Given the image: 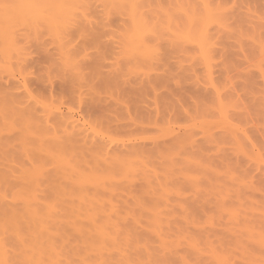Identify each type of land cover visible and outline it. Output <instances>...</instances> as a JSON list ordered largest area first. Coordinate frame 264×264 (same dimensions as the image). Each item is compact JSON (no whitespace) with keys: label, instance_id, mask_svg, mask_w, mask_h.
<instances>
[{"label":"rangeland","instance_id":"1","mask_svg":"<svg viewBox=\"0 0 264 264\" xmlns=\"http://www.w3.org/2000/svg\"><path fill=\"white\" fill-rule=\"evenodd\" d=\"M137 4L141 12L145 10L144 16L152 18L150 25L157 23L145 36L153 55L148 62L142 55L145 50L130 45L131 10L101 0H84L77 6L65 32L55 34L44 22L39 27L20 25L22 29H15L13 35L16 46H24L19 52L23 58L18 52L9 60L0 54V245L8 255L5 263L1 247L0 264H71L73 259V264H111L112 256V264H139L141 259L140 264H199L200 260L202 264H264V234L254 237L247 231L249 226L256 234L264 233V0H137ZM209 4L216 9L215 19H224L215 21L210 10L215 22L209 24L207 17L202 25L213 33L205 29L209 33L203 35L192 24L197 23L195 12L206 17L202 10ZM187 13H194L191 27ZM169 17L173 21L168 22ZM187 23L194 34L207 39L203 43L210 56L207 67L199 37L195 45L194 34L189 35L191 42L184 37ZM168 26L172 33L186 28L178 33H184L181 38L186 41L174 37L177 31L172 34ZM0 41L4 42L1 37ZM220 100L225 103V117L220 114ZM73 116L80 120L75 122L78 127L71 123ZM121 159L131 160L140 170L122 171ZM141 163L148 168H141ZM94 173L104 176L105 188L81 187L80 176ZM151 207L162 213L164 229L156 219L158 224L151 223ZM115 234L119 246L118 241L113 244ZM196 234V242L198 235H205L202 243L197 242L202 249L189 243ZM169 240L172 245H164ZM9 241L17 243H9L7 249ZM208 246H217L215 252L222 253L217 255ZM54 247L58 252L64 248L67 253L61 255L66 258L54 254L52 258ZM72 249L79 250L77 257ZM17 254L20 262L14 260Z\"/></svg>","mask_w":264,"mask_h":264},{"label":"bare ground","instance_id":"2","mask_svg":"<svg viewBox=\"0 0 264 264\" xmlns=\"http://www.w3.org/2000/svg\"><path fill=\"white\" fill-rule=\"evenodd\" d=\"M101 1H103L107 6L109 5V6H116V7H118V8H121V7H125L127 10H128V12L130 13V11H129V9L131 10V15H130V18H131V20H130V24H132V33H131V35H130V37H129V39H130V45L132 46V48L133 49H135L136 48V50L137 49H139V48H141V49H143V51L144 52H142V55H146L145 57V59L144 60H147V58H152L151 56H153L152 55V52H150L151 51V49L149 48L150 46H149V44H148V47H147V44H146V41H145V36H146V34L148 33V32H151L152 30H151V25L153 26V25H156L155 24V22L156 21H154V24H151L150 25V16H149V19L147 18L148 16H147V14H146V16H144V14H143V11H145V10H142V12H141V6L139 7L138 6V4H137V0H101ZM83 2H84V0H0V37H1V40L2 41H4L5 42V44H6V46L5 47H3V46H1V50H0V54L2 55V57L5 59H7V60H9L10 58H12V56H14V55H16V54H14L13 55V53H17L18 52V56L20 55V57L22 56V58H23V55L22 54H20L19 52L21 51L22 53H23V51L22 50H20V47L22 46V48H24V46L23 45H21L20 46V44H18V46H16V44H15V40H14V38H15V36L13 35V32H14V30L15 29H22L21 27H20V25H33V24H35V23H37V24H35V25H33V26H35L36 27V25L39 27V23L41 24L42 22H44L45 24H47V25H49L48 27H50V28H52V29H54L55 31V34H58V32L60 33V31L61 30H63L64 31V29H65V27H67V25L69 24V22L71 23V21L74 19L73 18V16H75L74 15V13H75V9L77 8V6H80L81 4H83ZM203 2V1H202ZM139 3V2H138ZM205 2H203V4H204ZM210 3V2H209ZM212 3V2H211ZM179 4V3H178ZM182 4V3H181ZM191 4V3H190ZM203 4H200L199 6H201V8H202V5ZM207 4H208V2H207ZM143 5H144V3H143ZM142 5V6H143ZM185 5H186V3H185ZM210 5V4H209ZM191 6H193V5H191ZM190 6V7H191ZM205 6H206V4H205ZM204 6V7H205ZM128 7V8H127ZM209 7V6H208ZM211 7V8H210ZM210 9L209 8H206L204 11L202 10V12H206V17H204L203 16V14L201 15L202 16V18H197V16H200V14H198L197 12H195V17H196V20L195 19H193L195 22L197 21V23H198V25H197V23L195 24H192V27L195 25L196 27L198 26V28L201 30V32L203 33V35H205V33H209L208 31L210 30V32H212V28L211 29H206V28H208L207 26H206V24H204V25H202V23L204 22L205 23V21L207 20L208 21V19H205V18H209V21H208V23L210 24L211 22H212V20H211V18H212V15H211V11L212 12H215V13H212L213 14V18L215 19V15H216V9H215V11H213V10H211V9H213V7L210 5ZM110 8V7H109ZM125 8H123V9H125ZM141 8V9H140ZM182 10H184V8L181 6L180 7ZM196 8V7H195ZM200 8V9H201ZM218 8V7H217ZM193 9V8H192ZM191 9V10H192ZM196 9H198V12H201V11H199L200 9L197 7ZM204 9V8H203ZM190 10V9H189ZM211 10V11H210ZM222 10V9H221ZM193 11V10H192ZM192 11H191V13H192ZM223 11V10H222ZM222 11H220V12H222ZM170 13H172V12H170ZM184 13V12H183ZM191 13H187V14H189L190 15V17L189 18H191V21L190 22H188L189 20H188V18L186 19L187 20V22L190 24L189 26L191 27V23L193 22V20H192V18L193 17H191V16H193L194 15V13H193V15H191ZM176 14V13H175ZM186 14V15H187ZM197 14V15H196ZM220 13L218 12L217 13V15H219ZM224 14V16H226V18H227V15H225L226 13L224 12L223 13ZM211 16V18H210V16ZM167 16V15H166ZM169 16V15H168ZM167 16V17H168ZM182 16V15H181ZM179 17V18H181V20L182 21H185L184 19L185 18H182L183 16H185V15H183L182 17ZM200 16V17H201ZM220 16V15H219ZM171 17V16H170ZM168 18L167 20H168V22L170 21L169 19H171V18ZM187 17H188V15H187ZM204 17V18H203ZM76 18H77V16H76ZM75 18V19H76ZM174 18V17H173ZM152 19V18H151ZM175 19H177V18H175ZM201 20L202 22H198V20ZM216 19H218L219 21L221 20V18L219 19V17H217L216 16ZM216 19H215V21H216ZM224 19V17L222 18V20ZM150 20V21H149ZM179 20V19H178ZM217 20V21H218ZM222 20L219 22V23H221L222 22ZM74 21V20H73ZM73 21H72V23H73ZM153 21V20H152ZM171 21H173L172 19H171ZM170 21V22H171ZM181 21V22H182ZM214 21V20H213ZM214 21V22H215ZM227 21V20H226ZM77 22V21H76ZM167 22V23H168ZM188 23H187V29H189L188 28ZM202 25V26H204L203 28L204 29H202V27L200 26V24ZM43 24V23H42ZM45 24H44V26H45ZM75 24V23H74ZM172 24H173V22H172ZM224 24V23H223ZM222 24V25H223ZM19 25V27H16V26H18ZM71 24H69V26H70ZM208 25V24H207ZM214 25V24H213ZM72 26V25H71ZM174 26V25H173ZM181 26H182V24H181ZM201 28H200V27ZM224 26V25H223ZM223 26H222V28H223ZM15 27V28H14ZM23 27V26H22ZM34 27V28H35ZM47 27V26H46ZM156 27V26H155ZM155 27H153V28H155ZM157 27H158V25H157ZM209 27H211V26H209ZM215 27V26H214ZM29 28H30V26H29ZM167 28H169L170 29V27L168 26ZM177 28V27H176ZM181 28V27H180ZM193 28H195V27H193ZM216 28V27H215ZM51 29V30H52ZM157 29V28H156ZM155 29V30H156ZM159 29V28H158ZM182 29H184V31H185V29L186 28H181V29H178L177 28V30L176 29H174L175 31H177V34L176 35H174V37L175 36H178V38L180 37H182V36H184L185 34L187 35H185L184 37L186 38L187 37V39L189 40V42H191L192 40H193V38L192 37H190L189 35H191V33H192V36H193V34L195 33V31L196 30H194V29H189V31H190V33H189V31L188 30H186V32H185V34L183 35V34H181V32H183V30ZM196 29V28H195ZM205 29L206 30H208V31H206L205 32ZM67 30V29H66ZM65 30V31H66ZM168 30V29H167ZM171 30V29H170ZM169 30V31H170ZM173 30V33L175 34L176 32ZM179 30L181 31L180 32V36L178 35V33H179ZM203 30V31H202ZM21 31V30H20ZM50 31V30H49ZM53 31V30H52ZM64 31V32H65ZM16 32V31H15ZM54 32H53V34H54ZM159 32V31H158ZM171 33H172V30L170 31ZM200 32V31H199ZM205 32V33H204ZM20 32H18V34H19ZM172 33V34H173ZM213 33V32H212ZM17 34V33H16ZM55 34H54V36H55ZM148 34H151V33H148ZM155 34V33H154ZM172 34H170V35H172ZM20 35H21V33H20ZM182 35V36H181ZM214 35V34H213ZM151 36V35H150ZM196 36V37H195ZM206 36H207V34H206ZM212 36V35H211ZM17 37H18V35H17ZM56 37L57 38H59V37H61V36H57L56 35ZM173 36H172V38H174ZM183 37V38H184ZM188 37H190V39L188 38ZM194 37L196 38V39H194V45H195V42H197L196 40H197V37H199L198 36V34L196 33V34H194ZM201 37V36H200ZM198 38V42L197 43H199V42H202V43H199L200 44V46L199 47H201V48H203L202 49V51H200V52H202V53H204L205 54V56L207 55V53H208V45L207 44H203V43H205L206 41H207V39H206V41L204 40H202L201 38ZM146 38H147V36H146ZM150 38V37H149ZM149 38H148V40H149ZM191 38H192V40H191ZM205 38V37H204ZM16 39V38H15ZM126 39V38H125ZM182 39V38H181ZM17 40H18V38H17ZM174 40V39H173ZM180 40V39H179ZM178 40V41H179ZM182 40H185V39H182ZM187 40V41H188ZM191 40V41H190ZM210 40V39H209ZM125 41V40H124ZM129 41V40H128ZM186 41V40H185ZM4 42H1L0 41V43L2 44V43H4ZM152 42V41H151ZM192 42V43H193ZM17 43V42H16ZM133 43V44H132ZM136 43V44H135ZM138 43V44H137ZM148 43V42H147ZM177 43V42H176ZM179 44H180V42H178ZM184 43V42H183ZM196 43V44H197ZM209 43V42H208ZM0 44V45H1ZM5 44H3V45H5ZM125 45V44H124ZM139 45H141V47L139 46ZM153 45V44H152ZM207 45V46H206ZM211 45H213V44H210V46ZM61 46V45H60ZM142 46H143V48H142ZM154 46V45H153ZM125 47H127V44H126V46ZM212 47V46H211ZM211 47H209V48H211ZM18 48H19V50H18ZM62 48V47H61ZM148 50H147V49ZM157 48V47H156ZM207 48V49H206ZM63 49V48H62ZM126 49V48H125ZM128 49L129 48H127L126 50L128 51ZM196 49H197V46H196ZM200 49V48H199ZM14 50V51H13ZM140 50V49H139ZM152 50H155V49H152ZM62 51V50H61ZM147 51H149V52H147ZM158 51V50H157ZM198 51V50H197ZM214 51V50H213ZM24 52H25V50H24ZM129 52V51H128ZM133 52V51H132ZM136 52H138V51H136ZM145 52H146V54H145ZM199 52V51H198ZM199 52V53H200ZM206 52V53H205ZM135 53V52H134ZM201 53V58H204V56H202L203 54ZM214 53V52H213ZM26 54V53H25ZM24 54V55H25ZM138 54H139V52H138ZM211 54H212V52H211ZM131 55V54H130ZM149 55V56H148ZM68 56V55H67ZM148 56V57H147ZM25 57V56H24ZM131 57H132V55H131ZM130 57V58H131ZM207 57H210V56H206L205 57V63L207 62L208 63V61H206V60H209V58H207ZM18 58V60H19V57H17ZM17 58H16V60H17ZM140 58V57H139ZM149 58V59H150ZM207 58V59H206ZM136 59V58H135ZM24 60V59H23ZM142 60V59H141ZM22 61V60H21ZM20 61V62H21ZM150 61V60H149ZM11 62V61H10ZM147 62H148V60H147ZM206 63V64H207ZM207 66H209L208 64L206 65V67ZM11 67V66H10ZM0 68H1V66H0ZM208 68H210V67H208ZM207 68V69H208ZM212 79V78H211ZM26 84V83H25ZM215 85V84H214ZM24 86H26V85H24ZM216 86V85H215ZM217 90V87L215 88L214 87V90ZM216 92H219V90L218 91H216ZM219 94V93H218ZM217 95V94H216ZM219 95H221V94H219ZM218 95V97H220ZM219 100V99H218ZM221 101V100H220ZM219 102V101H218ZM222 102V101H221ZM220 103H218V105H219ZM225 103H221L220 105H219V107H221L219 110H221L220 111V114L223 116V117H225L224 115H226L227 116V114L226 113H224L223 112V110H225L226 111V109H224L222 106L224 105ZM225 106H227V105H225ZM228 106H229V104H228ZM231 106V105H230ZM223 108V109H222ZM228 109V108H227ZM223 112V113H222ZM70 117H71V115H70ZM73 118H74V116L70 119V120H73ZM49 119V118H48ZM75 120H73L74 122H72L71 121V123L72 124H75V127L77 126L78 127V124H76L75 122H79L80 120L78 119H76V118H74ZM223 119H227V117L226 118H223ZM70 120H69V123H70ZM49 121V120H48ZM226 122H227V120H226ZM70 123V124H71ZM49 124V123H48ZM47 124V125H48ZM71 124V125H72ZM85 124V123H84ZM70 126V125H69ZM73 126V125H72ZM38 127V126H37ZM75 127H71V128H75ZM27 128H28V126H27ZM26 128V129H27ZM29 129V128H28ZM88 129V128H87ZM66 130V129H65ZM67 130H68V128H67ZM43 131V130H42ZM47 131V130H46ZM89 131V130H88ZM87 131V132H88ZM73 131H72V129H71V132L69 131V133H71V135H73L74 134V132L72 133ZM42 133V132H41ZM40 133V134H41ZM68 132H67V134H68V136L70 135ZM87 134H89V133H87ZM91 134V133H90ZM48 135V134H47ZM70 135V136H71ZM91 136H92V134H91ZM45 136H43V138H44ZM86 137V136H85ZM45 138H47V136L45 137ZM102 143H103V141H101ZM92 144V143H91ZM106 144H107V142H106ZM99 145V144H98ZM92 146H93V144H92ZM107 147H108V145H106ZM97 147H99V146H97ZM106 150V149H105ZM108 151V150H107ZM110 151V150H109ZM95 152V151H94ZM103 153V152H102ZM107 153H109V152H105L104 154H107ZM93 154V153H92ZM111 153H109V155H110ZM117 156V155H116ZM115 156V157H116ZM105 157L107 158L108 157V155H105ZM105 157H104V159H105ZM117 157H119V155L117 156ZM95 158V157H94ZM108 158H110V157H108ZM114 158V157H113ZM112 158V159H113ZM103 159V158H102ZM117 159V158H116ZM119 159L120 158H118L117 159V161H119ZM63 160V159H62ZM100 160V159H99ZM106 160V159H105ZM126 161H128V160H126ZM125 161V159L123 160V159H121V166H123V170L122 171H126V172H132L133 174H135L136 172L135 171H137V170H140L139 168H136V167H134L135 165V163H130L131 162V160H130V162L128 161V162H126ZM105 162V161H104ZM108 162H110V161H108ZM116 162V161H115ZM143 164H146L145 162H143ZM145 167H147L148 168V166L147 165H145ZM145 167H142V163H141V168H145ZM71 169L72 170H74L75 172H77L78 170L75 168V166H73V167H71ZM121 169H122V167H121ZM137 169V170H136ZM34 170V169H33ZM36 170V169H35ZM144 170V169H143ZM149 170V169H148ZM148 170H146V171H148ZM124 171V172H125ZM95 172V171H94ZM123 172V173H124ZM150 171H148V180L150 179V173H149ZM32 173V172H31ZM37 173H39V172H37ZM36 173V174H37ZM102 173V172H101ZM130 173H128V174H126V175H130ZM40 175H41V173H39ZM95 174V173H94ZM145 174H147V173H145ZM144 174V175H145ZM77 175H78V173H77ZM86 175V174H85ZM98 175H100V174H98ZM123 175V174H122ZM125 175V174H124ZM36 176V175H35ZM39 176V175H38ZM90 176H92V175H90ZM89 175H88V177L87 176H85V177H83V176H80V179H79V184H80V186L83 184H87L88 186H91L92 187V185H93V187L94 186H96V188H105V187H103L104 185L102 184L103 182L102 181H104V176L102 177V174L100 175V176H97L96 174H95V176H92V177H90ZM112 176V175H111ZM146 177H147V175H146ZM155 177H157V176H155ZM159 177V176H158ZM157 177V178H158ZM30 178H33V177H31L30 176ZM106 178V177H105ZM38 179H40V178H38ZM78 179V178H77ZM235 179V178H234ZM32 180V179H31ZM107 180V179H106ZM113 180V179H112ZM151 180V179H150ZM39 181V180H38ZM152 181V180H151ZM150 181V182H151ZM31 182V181H30ZM34 183V182H33ZM38 183H40V181L38 182ZM105 183V182H104ZM107 183V182H106ZM91 184V185H90ZM110 184H111V182H110ZM114 184V183H113ZM161 184H163L162 186L164 187L163 189H166V190H169V187H168V185L166 186V184H165V186H164V183H161ZM168 184V183H167ZM36 185V184H35ZM34 185V186H35ZM82 185V186H83ZM103 185V186H102ZM116 185H118V184H116ZM33 186V185H32ZM39 186V185H38ZM81 186V187H82ZM86 186V185H85ZM109 186V185H108ZM114 186H115V184H114ZM121 186V185H120ZM36 187V186H35ZM92 187V188H93ZM118 187V186H117ZM165 187H167V188H165ZM95 188V189H96ZM106 188H109V187H106ZM110 188H111V186H110ZM113 188V187H112ZM30 189V188H29ZM115 189H116V186H115ZM172 189V188H171ZM170 189V190H171ZM111 190V189H110ZM29 191V190H28ZM28 191H26V192H28ZM32 191V190H31ZM101 191V190H100ZM115 191V190H114ZM105 192V191H104ZM111 192V191H110ZM25 193V192H24ZM30 193V192H29ZM166 193V192H165ZM2 194V193H1ZM5 194V193H4ZM19 194V193H18ZM34 195V194H33ZM2 196V195H1ZM23 196H25V195H23ZM4 197V196H3ZM2 197V198H3ZM8 197V196H7ZM19 197H21V196H19ZM98 197V196H97ZM26 198V197H25ZM94 199V198H93ZM99 199V198H98ZM101 199H102V197H101ZM26 200V199H25ZM103 200V199H102ZM31 201V200H30ZM46 201V200H45ZM33 202V201H32ZM100 202H101V200H100ZM105 202V201H104ZM106 203V202H105ZM38 204V203H37ZM101 204V203H100ZM114 206V205H113ZM112 207V206H111ZM51 208V207H50ZM95 208V207H94ZM154 207H151V208H149V210L151 211V209L153 210L152 211V213H154V214H151V216L153 215V217H151V218H153L152 219V222L151 223H153V224H158L159 223V226L161 227V229H164L163 227H164V225H162L163 223H161V221H162V219L164 218V217H162L163 215H162V213L161 212H159V214H158V212L156 211V210H158L156 207V209L154 208ZM113 209V208H112ZM28 210V209H27ZM52 210V209H51ZM56 210V209H55ZM116 210V209H115ZM114 210V211H115ZM50 211V210H49ZM234 211V210H233ZM32 212V211H31ZM104 212V211H103ZM117 212V211H116ZM156 213V214H155ZM161 213V214H160ZM231 213H232V210H231ZM230 213V214H231ZM50 214V213H49ZM105 214V213H104ZM108 214H111L110 212H109V210H108ZM235 214H237V213H235ZM31 215V214H30ZM118 215V214H117ZM114 216V215H113ZM159 216H161L162 217V219H161V217H159ZM234 216V215H233ZM237 216H238V214H237ZM236 216V217H237ZM37 217V216H36ZM111 217H112V215H111ZM159 217V218H158ZM39 218V217H38ZM49 218V217H48ZM113 218V217H112ZM235 218V217H234ZM237 218H239V217H237ZM236 218V219H237ZM36 219V218H35ZM117 219V218H116ZM157 220V222H156V220ZM161 219V220H160ZM41 220V219H40ZM137 220V219H136ZM153 220H155L154 222H153ZM34 221V220H33ZM46 221V220H45ZM120 221V220H119ZM39 222V221H38ZM33 223V222H32ZM53 223V222H52ZM58 223V222H57ZM117 223H118V221H117ZM120 223V222H119ZM150 223V225L152 226V224ZM161 223V224H160ZM35 224V223H34ZM33 224V225H34ZM40 224H41V226H42V223L40 222ZM115 224V223H114ZM34 226H36V225H34ZM44 226V225H43ZM163 226V227H162ZM44 227H46V225L44 226ZM153 227H156L157 229H158V226L156 225H154ZM247 227V226H246ZM246 227H242V229L244 228H246ZM248 228H249V226H248ZM247 228V231L248 230H250V232L252 233H255L256 234V231H252L254 228H252V230H251V227L248 229ZM37 229V228H36ZM51 229V228H50ZM122 229V228H121ZM155 229V228H154ZM241 229V230H242ZM48 230H49V228H48ZM47 230V231H48ZM240 230V231H241ZM254 230H256V229H254ZM43 231V230H42ZM103 231V228L101 229V231H99V232H102ZM120 231V230H119ZM243 231V230H242ZM245 232H247L246 231V229L244 230ZM2 232V231H1ZM0 232V233H1ZM45 232V231H44ZM112 232H114V231H112ZM125 232H128V230L127 231H125ZM154 232V231H153ZM160 232V231H159ZM257 232H259L258 234H253V236L254 237H257V236H261L262 237V234H264V233H262V231H257ZM264 232V231H263ZM4 233V232H3ZM104 233V232H103ZM116 233H118V231L116 232ZM120 233H122V231L120 232ZM130 233V232H129ZM155 233V232H154ZM249 233V232H248ZM102 234V233H101ZM156 234V233H155ZM260 234V235H259ZM3 235V234H2ZM18 235V234H17ZM105 235V237H106V235H107V237L109 236V238H110V234H103V236ZM124 234H122V236H123ZM135 235V234H134ZM162 235V234H161ZM99 236H100V234H99ZM138 236V235H137ZM158 236V235H157ZM188 236V235H187ZM190 236V235H189ZM198 236H202V235H198ZM205 236V235H204ZM204 236H202L203 238H204ZM4 237V236H3ZM62 237V236H61ZM116 237H119V236H116V234L114 235V237L112 238V236H111V238L113 239V240H115V241H113L114 243L113 244H115V242L116 241H118L117 240V238ZM121 237V236H120ZM138 237H140V236H138ZM138 237H136V238H138ZM191 238H190V241H189V243H191V242H193V243H196V245L197 244H199L203 239H202V237L200 238V237H198V241L197 242H199V243H197L195 240H197L196 239V237H197V234L193 237V236H190ZM249 237H250V234H249ZM253 237V238H254ZM261 237L260 238H258L259 240L261 239ZM5 238H7V237H5ZM8 238H10V237H8ZM60 238V237H59ZM209 237H207V239H208ZM251 238V237H250ZM0 239H1V237H0ZM40 239V238H39ZM61 239V238H60ZM101 239V238H100ZM126 239V238H125ZM140 238H138L137 240L140 242V240H139ZM144 239V238H143ZM142 239V240H143ZM200 239H202V240H200ZM257 238H255L254 240H258ZM262 239H264V238H262ZM7 240V239H6ZM5 240V241H6ZM9 240H13V239H9ZM14 240H17V239H14ZM124 240V239H123ZM127 240V239H126ZM132 240V239H131ZM161 240V239H160ZM176 240V239H175ZM174 240V241H175ZM188 240V239H187ZM8 241V240H7ZM54 241V240H53ZM177 241H178V239H177ZM250 241H251V239H250ZM252 241H253V239H252ZM13 242H16V241H12V243ZM57 242V244L58 243H60V241L58 242V241H56ZM97 242H99V241H96L95 243H97ZM104 242V241H103ZM103 242H101L102 243V245H103ZM119 242H120V244H121V241H118V246L120 245L119 244ZM123 242V241H122ZM135 242H136V239H135ZM162 242H165V241H162ZM169 242L171 243V245H172V241H168L167 243L165 242L164 243V245L165 244H169ZM207 242V241H206ZM260 242H262V241H260ZM259 242V244L258 245H260L261 243ZM263 242H264V240H263ZM9 243H10V241L8 242V243H6V247L9 245ZM12 243H10V244H12ZM17 243V242H16ZM45 243V242H44ZM176 243V242H175ZM181 242H179V244L177 243V245H181L180 244ZM202 243V242H201ZM257 243V242H256ZM5 244V243H4ZM23 244V243H22ZM34 244V243H33ZM40 244V243H39ZM38 243H37V245H39ZM48 244V243H47ZM55 244V243H54ZM126 244H127V242H126ZM188 244V243H187ZM207 244H211L210 246H212V243H210V240H208V243ZM263 244V243H262ZM21 245V244H20ZM19 245V246H20ZM32 245V244H31ZM51 245V244H50ZM107 245H109V243L107 244ZM163 245V246H164ZM170 245V246H171ZM173 245H175L174 243H173ZM176 245V246H177ZM189 245V244H188ZM191 245V247L189 246V248H195V250H196V247H193V246H196V245H194L193 244V246H192V244H190ZM11 246V245H10ZM16 245L14 244V246L12 245V247H15ZM48 246V245H47ZM60 246V245H59ZM96 246V245H95ZM104 246H106L105 244H104ZM123 246H127V245H123ZM129 247H130V245H128ZM127 246V247H128ZM146 246V245H145ZM175 246V247H176ZM198 246V245H197ZM204 246H207L206 244L204 245ZM213 246H215V245H213ZM262 245H260V247H261ZM2 247V245H0V248ZM4 247V246H3ZM2 247V248H3ZM5 247V248H6ZM16 247H18V246H16ZM39 247V246H38ZM111 247V245H109V248ZM114 247V246H113ZM112 247V248H113ZM128 247V248H129ZM133 247V246H132ZM166 247H167V245H166ZM172 247V246H171ZM174 247V246H173ZM198 247H200L201 248V246L199 245ZM209 247V246H208ZM217 247V246H216ZM215 247V248H216ZM23 248H24V245H23ZM28 248H29V245H28ZM34 248H35V246H34ZM52 248V247H51ZM67 248V247H66ZM117 248V247H116ZM124 248V247H123ZM126 248V247H125ZM127 248V249H128ZM136 248V247H135ZM163 248V247H162ZM206 248V247H205ZM209 248H211L212 250H213V252H215V248L213 249L212 247H209ZM262 248L264 249V247L262 246ZM7 249H8V247H7ZM22 249V248H21ZM25 249V248H24ZM26 249H27V247H26ZM43 249V248H42ZM54 249L56 250L55 251V253L53 252V253H50L51 255H52V258H53V254L54 255H59V256H56V257H60V255H61V252L62 251H64L63 249L64 248H62V251L60 252H58V248H55L54 247ZM53 249V250H54ZM68 249V248H67ZM129 249H131V248H129ZM202 249V248H201ZM211 249H209V250H211ZM220 249V248H219ZM16 250H17V248H16ZM15 250V251H16ZM38 250V249H37ZM59 250H61V249H59ZM73 250V249H72ZM76 250V249H75ZM100 250V249H99ZM108 250V249H107ZM111 250V249H110ZM113 250H115V249H113ZM122 250V249H121ZM124 250V249H123ZM145 250H147L146 248H145ZM225 250H226V248H225ZM224 250V251H225ZM0 251H2V250H0ZM3 253H1V255L3 254L4 256V258H3V261L5 262V263H7V257L6 256H8V255H5V250H4V248H3ZM10 251V250H9ZM9 251H6V252H9ZM18 251V250H17ZM22 251V250H21ZM29 251H31V250H29ZM27 252V253H29V255H30V252ZM45 251V250H44ZM65 251H66V249H65ZM77 251H79V250H76V251H72L73 252V256H76L75 254H76V252ZM105 251V250H104ZM112 251V250H111ZM126 251V250H125ZM125 251H124V254H125ZM151 251V250H150ZM161 251V250H160ZM171 251V250H170ZM169 251V249H168V252H170ZM197 252L199 251V248L196 250ZM195 251V252H196ZM208 251V250H207ZM207 251H205V249H204V251L203 252H207ZM50 252H52V249H50ZM57 252V253H56ZM75 252V253H74ZM107 252V251H106ZM109 252V251H108ZM116 252V251H115ZM114 252V253H115ZM123 252V251H122ZM163 252H166L164 249H163ZM202 252V251H201ZM217 253H219L220 251L219 250H217L216 251ZM215 252V253H216ZM11 253V252H10ZM21 253H23V252H21ZM20 253V254H21ZM31 253H33L32 251H31ZM59 253V254H58ZM62 253H65V252H62ZM67 253V252H66ZM65 253V254H66ZM69 253V252H68ZM78 253V252H77ZM80 253V252H79ZM83 253H85V251H83ZM82 253V254H83ZM96 253V252H95ZM114 253H112V254H114ZM126 253H128V252H126ZM172 254H173V252H171ZM208 253H210V251H208ZM216 253V254H217ZM220 253H222V252H220ZM14 254H16V253H14ZM39 254V253H38ZM40 254H41V252H40ZM70 254V253H69ZM81 254V255H82ZM105 254V253H104ZM146 254V253H145ZM195 254H197V253H195ZM194 254V255H195ZM200 254V253H199ZM199 254H197V255H199ZM214 254V253H213ZM21 255H23V254H21ZM71 255V254H70ZM70 255H68L67 257V259H69L68 261H70V260H72V258H73V256L71 257ZM79 255V254H78ZM77 255V256H78ZM85 255V254H84ZM114 255H116V253L114 254ZM149 255V254H148ZM148 255H147V258H148ZM215 255V254H214ZM211 256L210 258H212L211 260L212 261H214V258H215V256H217V255H215V256ZM221 255V254H220ZM226 255H227V252H226ZM11 256V255H10ZM9 256V257H10ZM18 254L15 256L14 255V258L15 257H17L18 258ZM41 256V255H40ZM65 256V255H64ZM63 256V257H64ZM70 256V257H69ZM76 256V257H77ZM101 256V255H100ZM105 256H106V254H105ZM117 256V255H116ZM144 256V255H143ZM142 256V257H143ZM146 256V255H145ZM156 256V255H155ZM6 257V258H5ZM11 257H13V255L11 256ZM20 257V256H19ZM25 257V256H24ZM56 257L54 256V258L56 259ZM63 257H62V255H61V258H62V260H63ZM84 257V256H83ZM108 257H109V254H108ZM108 257H107V259H108ZM111 257V256H110ZM120 257H122V256H120ZM214 257V258H213ZM218 257V256H217ZM217 257H216V259L215 260H217ZM220 257H222V256H220ZM224 257H225V253H224ZM228 257V256H227ZM226 257V258H227ZM22 258V257H21ZM20 258V259H21ZM41 258V257H40ZM65 258H66V256H65ZM64 258V259H65ZM71 258V259H70ZM75 258V257H74ZM102 258V257H101ZM115 258V257H114ZM114 258H113V256H112V258L111 259H113V261H114ZM129 258V257H128ZM146 258V257H145ZM150 258V257H149ZM158 258V257H157ZM156 258V259H157ZM164 258V257H163ZM162 258V259H163ZM1 259V258H0ZM11 258H9V262L12 260H10ZM28 259V258H27ZM80 259V258H79ZM86 260H87V258H85ZM111 259H108V261L109 260H111ZM122 260H123V257L121 258ZM120 259V260H121ZM141 259V258H140ZM167 259H168V257H167ZM222 259V258H221ZM230 259V258H229ZM14 260H16V258L14 259ZM19 260V258L17 259V262H20V261H18ZM30 261H31V259H29ZM47 260V259H46ZM45 260V261H46ZM60 260V259H59ZM75 259H73V263L75 262L74 261ZM78 260V259H77ZM76 260V261H77ZM81 260V259H80ZM116 260H118V259H116ZM142 260V259H141ZM141 260H139L140 262H141ZM147 260V259H146ZM145 260V261H146ZM159 260H161V259H159ZM158 260V261H159ZM164 260H166V259H163V261ZM183 260V259H182ZM198 260V259H197ZM219 260V259H218ZM223 260H227V259H223ZM53 261H54V259H53ZM87 261H89V260H87ZM112 261V262H113ZM139 261H137V262H139ZM143 261H144V259L142 260V263H143ZM199 261V260H198ZM197 261V262H198ZM8 262V263H9ZM16 262V261H15ZM26 262V261H25ZM24 262V263H25ZM28 262V261H27ZM27 262H26V264H27ZM38 262V261H37ZM57 262H58V259H57ZM64 262H65V260H64ZM63 262V263H64ZM81 262H82V260H81ZM112 262H111V264H112ZM121 262V261H120ZM140 262H139V264H140ZM150 262V261H149ZM149 262H145L144 264H146V263H149ZM156 263H158L157 262V260L155 261ZM165 262V261H164ZM200 262L201 263H199V264H202L203 262L200 260ZM216 262V261H215ZM214 262V263H215ZM222 262V261H221ZM225 262V261H224ZM0 263H1V261H0ZM35 264H36V262H34ZM39 263V262H38ZM45 263V262H44ZM56 263V262H55ZM73 263H71V264H73ZM78 263H79V261H78ZM83 263V262H82ZM160 263V262H159ZM161 263H162V261H161ZM160 263V264H161ZM167 263H168V261H167ZM166 263V264H167ZM218 263V262H217ZM216 263V264H217ZM226 263V262H225ZM227 263H229V261H227ZM14 264V263H13ZM17 264V263H16ZM20 264V263H19ZM22 264V263H21ZM31 264V263H30ZM56 264H58V263H56ZM61 264V263H60ZM67 264H69V263H67ZM80 264V263H79ZM85 264V263H84ZM118 264V263H117ZM138 264V263H137ZM164 264V263H163ZM196 264H198V263H196ZM219 264H220V262H219Z\"/></svg>","mask_w":264,"mask_h":264}]
</instances>
